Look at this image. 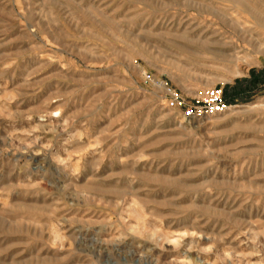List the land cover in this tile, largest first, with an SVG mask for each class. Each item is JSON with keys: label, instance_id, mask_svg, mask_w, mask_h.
Instances as JSON below:
<instances>
[{"label": "rangeland", "instance_id": "1", "mask_svg": "<svg viewBox=\"0 0 264 264\" xmlns=\"http://www.w3.org/2000/svg\"><path fill=\"white\" fill-rule=\"evenodd\" d=\"M0 264H264V0H0Z\"/></svg>", "mask_w": 264, "mask_h": 264}, {"label": "built area", "instance_id": "2", "mask_svg": "<svg viewBox=\"0 0 264 264\" xmlns=\"http://www.w3.org/2000/svg\"><path fill=\"white\" fill-rule=\"evenodd\" d=\"M166 105L168 108L180 112L185 119H198L206 115L223 112L229 107L224 99L222 89L211 90L204 100H191L174 92L167 99Z\"/></svg>", "mask_w": 264, "mask_h": 264}, {"label": "bare ground", "instance_id": "3", "mask_svg": "<svg viewBox=\"0 0 264 264\" xmlns=\"http://www.w3.org/2000/svg\"><path fill=\"white\" fill-rule=\"evenodd\" d=\"M237 57V56H236ZM236 73H239V72H236Z\"/></svg>", "mask_w": 264, "mask_h": 264}]
</instances>
